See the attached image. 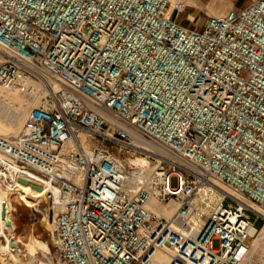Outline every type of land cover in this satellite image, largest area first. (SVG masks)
Instances as JSON below:
<instances>
[{"label": "built area", "instance_id": "obj_1", "mask_svg": "<svg viewBox=\"0 0 264 264\" xmlns=\"http://www.w3.org/2000/svg\"><path fill=\"white\" fill-rule=\"evenodd\" d=\"M183 12L0 0V90L29 102L23 128L0 136V186L58 192L63 264L250 260L264 226L247 205L264 213V0L201 26L178 23Z\"/></svg>", "mask_w": 264, "mask_h": 264}, {"label": "rangeland", "instance_id": "obj_2", "mask_svg": "<svg viewBox=\"0 0 264 264\" xmlns=\"http://www.w3.org/2000/svg\"><path fill=\"white\" fill-rule=\"evenodd\" d=\"M251 1L252 0H173L171 4L173 3L175 6L184 7V12L182 14L173 16L178 23L183 26H191L190 22H192V24L197 22L198 26H201L208 18L221 17L230 10H236L235 8H244ZM28 106L29 102L26 101L23 96L15 92L10 91L0 94V136L5 138L14 137L23 128L26 122ZM142 144H144V142ZM146 145L150 152L156 154L162 153L161 150L152 143H145L144 146ZM157 149L160 150V152ZM132 160V164L134 165H147V163L146 165H142L141 161L144 160L146 162V160L141 156H138L136 160ZM171 186H176L175 179L171 180ZM3 192L4 188L0 186V250L4 253L6 248L12 249L16 247V243L12 236L11 224L6 220L8 217L7 214L10 211L11 219L15 224L16 236L21 238V242L28 243L30 237H35L38 240H44L48 243L50 253L45 254L39 252L35 257L27 255L26 261L28 264H63L57 249L50 244V237L47 229L40 223L44 215H46L44 212L45 204L40 206L39 209L41 212L36 213L33 209L27 208L16 194L11 197L12 203L7 202V204L4 200ZM261 225V221H257L255 224L256 228H260ZM250 243V260L248 264H264V239L259 242L256 248H254L255 239ZM18 247L21 251L25 250L22 244H18ZM15 254L16 252L13 251L12 255ZM0 264H13V262L11 257L7 255L3 256V263Z\"/></svg>", "mask_w": 264, "mask_h": 264}, {"label": "bare ground", "instance_id": "obj_3", "mask_svg": "<svg viewBox=\"0 0 264 264\" xmlns=\"http://www.w3.org/2000/svg\"><path fill=\"white\" fill-rule=\"evenodd\" d=\"M3 92H10V91L9 90H4V89L0 90V94H2ZM142 143H143L142 141H139L136 144L138 146L141 145L144 148V150H146L147 152H150V150H148V148H147V145L144 146L145 143L144 144H142ZM158 151L160 152V150H158ZM136 159H134V160H136ZM132 162H133V160H131L130 164L135 166L136 168H139V167H144L145 168L148 165V164L146 165L147 160H146V162L144 160L141 161L142 165H146V166H137V165L132 164ZM18 191H19L18 192V196H19L18 198L20 199V201H22L27 208L33 209L34 212H36V213H40L41 212L39 208H40V203H41L42 199L43 198H46V199L49 198V201L53 205V211L50 210L48 216L44 215V218L40 221V223L42 225H44V227L46 229L53 230L52 214H53V216H55L57 214V212H59L61 210V207L59 206L58 192L56 190L52 189V188H49L48 186H45L43 189H41V191H36V190H34L32 188H29V187H26V186H21ZM3 195H4V198H5L4 200L6 201V203L7 202L8 203H12L11 197L14 194L11 193L10 189H4ZM247 205L250 208H252L254 211H256L258 213H261V214H264L258 208H256L255 206H253L251 204H247ZM175 209H176V207L172 203H170L167 207L160 206L161 212L167 218H169L172 215V213L175 211ZM7 216H6L7 217L6 220H7L8 223L11 224L12 236L14 238V242L16 243V247H14L12 249L11 248H6L4 253L0 250V263H3V256L9 255L11 257V259H12L13 264H28V262L26 261L27 260L26 259L27 255H29L30 257H35L37 254H39V252L45 253V254H49L50 253V249H49L48 243L46 241H44V240H38L35 237H30L28 243L21 242V238L16 236L15 224H14V222L11 219V212L10 211L8 212ZM261 228H262V230L260 229L259 235L255 238L254 248H256L258 246L259 242L262 239H264V226H262ZM18 244L24 245L25 250L21 251L19 249V247H18ZM45 247H46V249H45ZM13 251L16 252L15 255H12Z\"/></svg>", "mask_w": 264, "mask_h": 264}, {"label": "water", "instance_id": "obj_4", "mask_svg": "<svg viewBox=\"0 0 264 264\" xmlns=\"http://www.w3.org/2000/svg\"><path fill=\"white\" fill-rule=\"evenodd\" d=\"M18 182L20 183V184H22V185H27L28 184V182H26V181H24V180H18ZM32 188L34 189V190H36V191H41V188L40 187H38V186H32ZM47 231H48V233H49V237H50V244L52 245V246H55L56 245V242H55V238H54V234H53V230H49V229H47Z\"/></svg>", "mask_w": 264, "mask_h": 264}, {"label": "crops", "instance_id": "obj_5", "mask_svg": "<svg viewBox=\"0 0 264 264\" xmlns=\"http://www.w3.org/2000/svg\"><path fill=\"white\" fill-rule=\"evenodd\" d=\"M170 2H172L173 0H169ZM175 5H173V3L171 4V7H174ZM235 9H243V8H235Z\"/></svg>", "mask_w": 264, "mask_h": 264}, {"label": "trees", "instance_id": "obj_6", "mask_svg": "<svg viewBox=\"0 0 264 264\" xmlns=\"http://www.w3.org/2000/svg\"><path fill=\"white\" fill-rule=\"evenodd\" d=\"M261 227V226H260Z\"/></svg>", "mask_w": 264, "mask_h": 264}]
</instances>
